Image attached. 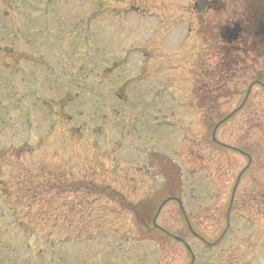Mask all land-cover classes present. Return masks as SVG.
<instances>
[{"label": "rangeland", "instance_id": "rangeland-1", "mask_svg": "<svg viewBox=\"0 0 264 264\" xmlns=\"http://www.w3.org/2000/svg\"><path fill=\"white\" fill-rule=\"evenodd\" d=\"M251 1L0 0V264H264Z\"/></svg>", "mask_w": 264, "mask_h": 264}]
</instances>
